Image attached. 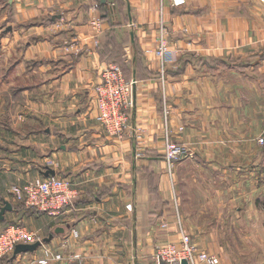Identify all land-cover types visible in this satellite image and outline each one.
<instances>
[{
    "label": "crops",
    "instance_id": "0c3cea01",
    "mask_svg": "<svg viewBox=\"0 0 264 264\" xmlns=\"http://www.w3.org/2000/svg\"><path fill=\"white\" fill-rule=\"evenodd\" d=\"M162 17L176 50L165 87L159 59L145 52ZM110 64L136 81V108L120 137L103 129L93 101ZM167 133L185 152L172 172ZM260 136L264 0H0V209L12 206L0 233L22 224L43 241L0 264H41L46 255L49 264H157V247L179 240L160 224L178 213L220 264H264ZM47 162L78 190L56 215L10 191L47 177Z\"/></svg>",
    "mask_w": 264,
    "mask_h": 264
},
{
    "label": "built area",
    "instance_id": "2783aa9c",
    "mask_svg": "<svg viewBox=\"0 0 264 264\" xmlns=\"http://www.w3.org/2000/svg\"><path fill=\"white\" fill-rule=\"evenodd\" d=\"M187 1L170 0L174 7H183ZM93 23L99 30L102 29V24L99 22L98 17L94 18ZM158 26L156 46L146 48L145 52L159 59V81L165 87L168 80L166 75L167 67L169 63L175 60L176 50H174L169 40V29L163 17L158 21ZM99 78L98 83L94 86L93 97L97 120L107 134L120 137L128 127L130 117L136 108V81L127 78L123 69L116 64H110L102 68ZM163 101V114L166 128H168L170 109L166 99ZM258 141L264 144V136H260ZM184 155V150L180 146L175 145L167 133L165 157L169 172L173 171L176 161H180ZM51 165H53V162H47V169ZM10 191L19 203L52 215L60 213L65 207L73 204L78 195V190L72 180L60 178L56 175L13 184ZM175 204L177 206L180 204L178 199H175ZM126 208L132 211L134 207L130 203ZM160 226L166 229H175L179 240L157 247L155 252L157 264H184V261L187 264H220V257L217 254L196 246L179 213L178 219L174 224L162 222ZM74 234L77 236L78 231L74 230ZM37 241H41V245H43L42 238L33 230L22 224L9 225L0 233V257L11 256L16 246L20 243L32 244ZM79 257L80 255H75L74 258ZM50 258L52 256L46 255L45 258H41L39 261L41 264H49ZM53 259L60 261L62 258L58 256L56 258L53 257Z\"/></svg>",
    "mask_w": 264,
    "mask_h": 264
},
{
    "label": "water",
    "instance_id": "95a60500",
    "mask_svg": "<svg viewBox=\"0 0 264 264\" xmlns=\"http://www.w3.org/2000/svg\"><path fill=\"white\" fill-rule=\"evenodd\" d=\"M101 3L103 4H106V3H114L115 0H100ZM54 172L51 171L50 169L47 171L46 175L49 176L50 174L52 175ZM54 175V174H53ZM10 211L12 210V206L6 202L5 206H3L1 209H0V220H3L5 218V213L6 211ZM58 231V230H57ZM52 238V236L48 237L47 239L45 240H50ZM44 240V241H45ZM42 244L41 241H37L35 243H32V244H25V243H20L16 246L15 250H14V253H13V256L16 257L17 255L19 254H22V253H26V252H34L35 250L38 249V247ZM184 264H187L186 261H184Z\"/></svg>",
    "mask_w": 264,
    "mask_h": 264
},
{
    "label": "rangeland",
    "instance_id": "374dc122",
    "mask_svg": "<svg viewBox=\"0 0 264 264\" xmlns=\"http://www.w3.org/2000/svg\"><path fill=\"white\" fill-rule=\"evenodd\" d=\"M163 100H165V99H163ZM163 105H164V101H163ZM168 107H169V102H168ZM264 145V144H263ZM180 148L181 149H183L184 150V147H182V146H180ZM178 161H176V163H177ZM59 177V176H58ZM60 178H63V177H60ZM37 179V178H36ZM41 179H43V178H41ZM28 181V180H27ZM26 181V182H27ZM25 183V182H24ZM187 228V227H186ZM42 238V237H41ZM197 245V244H196ZM198 246V245H197ZM201 249V248H200ZM13 255V254H12Z\"/></svg>",
    "mask_w": 264,
    "mask_h": 264
}]
</instances>
